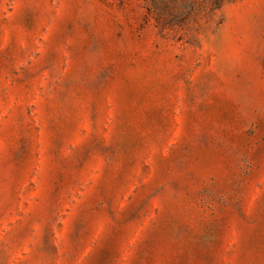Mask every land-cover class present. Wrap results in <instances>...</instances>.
I'll return each mask as SVG.
<instances>
[{
	"label": "rangeland",
	"instance_id": "374dc122",
	"mask_svg": "<svg viewBox=\"0 0 264 264\" xmlns=\"http://www.w3.org/2000/svg\"><path fill=\"white\" fill-rule=\"evenodd\" d=\"M0 264H264V0H0Z\"/></svg>",
	"mask_w": 264,
	"mask_h": 264
}]
</instances>
